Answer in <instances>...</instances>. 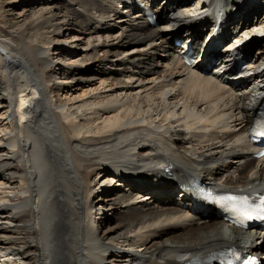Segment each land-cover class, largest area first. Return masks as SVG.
<instances>
[{
  "label": "bare ground",
  "instance_id": "obj_1",
  "mask_svg": "<svg viewBox=\"0 0 264 264\" xmlns=\"http://www.w3.org/2000/svg\"><path fill=\"white\" fill-rule=\"evenodd\" d=\"M145 1L159 19L172 12L166 28H151L138 8ZM224 1L31 0L16 10L19 29L0 38V264H187L232 245L258 252L261 237L190 215L169 195L194 177L264 185V159L244 138L264 96V0H232L253 14L231 45L250 57L237 91L186 68L169 41L183 28L197 39L199 24L220 15L223 24ZM234 20L222 26L236 29ZM110 206L123 224H89Z\"/></svg>",
  "mask_w": 264,
  "mask_h": 264
},
{
  "label": "rangeland",
  "instance_id": "obj_2",
  "mask_svg": "<svg viewBox=\"0 0 264 264\" xmlns=\"http://www.w3.org/2000/svg\"><path fill=\"white\" fill-rule=\"evenodd\" d=\"M30 1L31 0H12V1H10L12 3H10L9 0H0V38L2 40L10 41L9 34H15L16 30L19 29V27L16 26V24H17L16 22H18V17L16 15L17 14L16 10L20 9L23 4H26V3L30 2ZM71 39H73V37ZM12 42L17 43L18 40L14 39L10 43L12 44ZM69 42H70L69 44H71L73 46V48L76 49V51L80 50L82 48V46L79 47L77 45L79 41L71 42V40H70ZM128 46H129L128 48H132L134 45L130 44ZM154 53H155V51L151 50L150 53H148V58L150 57L153 60V58L155 57ZM102 56H103V54L101 53L100 57H102ZM156 59H164V57L161 56V55L160 56L158 55V57ZM52 60H54V59H52ZM53 64L55 65V63H53ZM63 64L64 63L62 62V64L59 65V66L58 65H56L55 67L53 66L54 72H52V73L47 75L46 78L48 79V81L50 80V82H51L50 85L51 86L58 85V84L60 85V83L57 84V82H59L57 80V78H60L62 76L61 74H64L63 71H59L62 68ZM108 71H113V66L108 67ZM96 74L97 73L95 71H93L88 76L89 77H93ZM106 189H108V188H106ZM113 190H115L116 193L119 192L118 189H116V188H113ZM106 192L107 191H105V193ZM109 192L111 193L113 191H109ZM93 195H94V193H93ZM93 195H92V198H96L97 197V195H94V196ZM100 197H101V195L98 198H100ZM105 215H106L107 219L106 220L104 219V220L101 221V222H104V224H103L104 229H107V228H110V227H114L117 224H123V222H122L123 219H121V218H124V217H123V215L120 214L119 210L115 209V207L113 208V206H110V209L106 211ZM108 216L110 218H112V219H109ZM234 235H232V236L235 237L236 239L239 238V235H237V234H234ZM170 236H171V234L168 233V234H166V236L163 239H166V238H168Z\"/></svg>",
  "mask_w": 264,
  "mask_h": 264
},
{
  "label": "snow or ice",
  "instance_id": "obj_3",
  "mask_svg": "<svg viewBox=\"0 0 264 264\" xmlns=\"http://www.w3.org/2000/svg\"><path fill=\"white\" fill-rule=\"evenodd\" d=\"M238 199H240V198H238L236 196H231V195L221 196V197H219L218 202H223V201L235 202ZM244 203H247V201L245 200ZM262 203H264V202H262ZM241 215L243 216L244 219H247V220H251L254 218V214L252 211H245ZM255 216L264 219V207H261L258 211H256Z\"/></svg>",
  "mask_w": 264,
  "mask_h": 264
}]
</instances>
